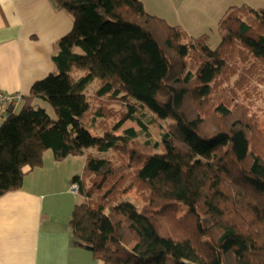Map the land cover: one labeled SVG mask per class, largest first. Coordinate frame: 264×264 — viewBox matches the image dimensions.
<instances>
[{
    "label": "trees",
    "instance_id": "16d2710c",
    "mask_svg": "<svg viewBox=\"0 0 264 264\" xmlns=\"http://www.w3.org/2000/svg\"><path fill=\"white\" fill-rule=\"evenodd\" d=\"M52 2L73 26L56 42L53 71L21 97L18 112L8 105L2 116L0 196L20 189L48 150L59 161L82 156L83 173L70 184L85 201L68 226L73 243L96 260L264 264V126L232 105L229 90L215 89L236 42L264 61V8L230 7L217 23L221 41L211 49L207 35L187 39L140 0ZM74 70L83 76L74 79ZM97 79L98 98L127 103L113 127L93 136L84 124L90 108L84 92ZM139 109L175 122L161 136L164 154H151L159 145L150 141L140 146L133 128L117 134L126 122L146 130ZM102 112L97 115L108 119ZM90 149L117 153L120 162ZM133 189L148 192L141 210L117 203Z\"/></svg>",
    "mask_w": 264,
    "mask_h": 264
},
{
    "label": "crops",
    "instance_id": "0c3cea01",
    "mask_svg": "<svg viewBox=\"0 0 264 264\" xmlns=\"http://www.w3.org/2000/svg\"><path fill=\"white\" fill-rule=\"evenodd\" d=\"M140 1L149 15L177 27L187 39L213 32L230 7L240 6V0ZM72 26L71 16L52 0H0V92L28 96L32 85L53 71L56 42ZM84 166L85 157L59 161L48 150L20 189L0 196V264H103L73 243L68 226L74 207L83 201L70 180L81 176Z\"/></svg>",
    "mask_w": 264,
    "mask_h": 264
},
{
    "label": "rangeland",
    "instance_id": "374dc122",
    "mask_svg": "<svg viewBox=\"0 0 264 264\" xmlns=\"http://www.w3.org/2000/svg\"><path fill=\"white\" fill-rule=\"evenodd\" d=\"M249 2L264 7V0H240V4L237 5H242L243 3L249 4ZM184 35L186 36L185 33ZM207 35L209 37V47L211 49L216 48L221 41V32L218 31L216 27L213 32ZM229 54L231 59L227 61L225 70L216 79L215 89L229 90L228 92L233 95L231 96L232 105L240 106L246 110L248 116L253 117L259 127L262 128L264 126V61L255 60L238 42L234 44L232 50H229ZM253 64H255V67L245 72V70H248ZM83 74V72L74 70L72 72V77L77 79L83 76ZM100 86L101 81L97 79L94 80L85 91L86 97L90 103V108L85 115L84 124L86 129L93 136L102 135L109 127H113L126 111L124 104L127 103V101L122 100V97H118L116 100L111 99L110 96L98 98L95 93ZM37 103L47 111L50 118L56 119L53 109L47 102L39 101ZM19 108L20 107L16 109L17 112ZM100 108H103L104 112H102ZM99 111L107 115L108 119H103L98 116L97 113ZM137 115L140 117L146 130H142L140 126L134 122H126L122 127V131L117 134H123L124 129L133 128L137 132L136 142H138L140 146H144L146 141H150L152 144L159 145L157 148L151 150V154H164L165 148L161 144V136L163 132L175 122L170 118L160 117L156 113L149 112L146 109H139ZM92 154L97 155V157L115 160L116 163L120 162L119 154L112 151L99 154L94 149ZM136 190L137 189H133L131 193L122 196L117 203L129 202L139 210L146 207L148 205L146 199L148 197V192L145 190L138 192V190ZM82 200L85 201L84 198H82ZM185 212L186 210L182 209L180 217L185 215Z\"/></svg>",
    "mask_w": 264,
    "mask_h": 264
},
{
    "label": "built area",
    "instance_id": "2783aa9c",
    "mask_svg": "<svg viewBox=\"0 0 264 264\" xmlns=\"http://www.w3.org/2000/svg\"><path fill=\"white\" fill-rule=\"evenodd\" d=\"M20 96L18 95H11V94H6L3 92H0V115L5 111V107L10 105L13 107H17L20 103ZM1 117H0V125H1ZM72 190L74 192H77L78 188L76 185H72Z\"/></svg>",
    "mask_w": 264,
    "mask_h": 264
}]
</instances>
